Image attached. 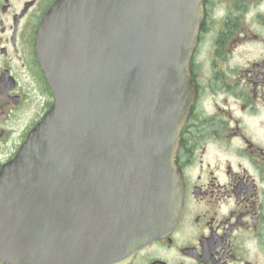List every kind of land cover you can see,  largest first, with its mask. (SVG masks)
Masks as SVG:
<instances>
[{"label":"water","instance_id":"95a60500","mask_svg":"<svg viewBox=\"0 0 264 264\" xmlns=\"http://www.w3.org/2000/svg\"><path fill=\"white\" fill-rule=\"evenodd\" d=\"M203 0H57L38 54L55 101L0 174V258L124 264L175 228Z\"/></svg>","mask_w":264,"mask_h":264},{"label":"flooded vegetation","instance_id":"af4514ba","mask_svg":"<svg viewBox=\"0 0 264 264\" xmlns=\"http://www.w3.org/2000/svg\"><path fill=\"white\" fill-rule=\"evenodd\" d=\"M56 1L0 0V174L54 102L38 37ZM202 9L176 155L182 213L124 264H264V0Z\"/></svg>","mask_w":264,"mask_h":264}]
</instances>
